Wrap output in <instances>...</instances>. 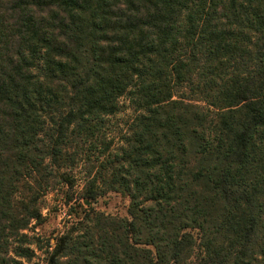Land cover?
<instances>
[{
	"label": "trees",
	"instance_id": "obj_1",
	"mask_svg": "<svg viewBox=\"0 0 264 264\" xmlns=\"http://www.w3.org/2000/svg\"><path fill=\"white\" fill-rule=\"evenodd\" d=\"M80 147L82 196L128 216L84 213L46 264H264V0H0V264Z\"/></svg>",
	"mask_w": 264,
	"mask_h": 264
},
{
	"label": "rangeland",
	"instance_id": "obj_2",
	"mask_svg": "<svg viewBox=\"0 0 264 264\" xmlns=\"http://www.w3.org/2000/svg\"><path fill=\"white\" fill-rule=\"evenodd\" d=\"M120 103V110L114 115L107 116L106 129H104L110 136H114L115 139L124 129V125L132 112L131 107L124 99H121ZM80 148L79 152H77L76 161L72 164L65 163L60 168V172L68 177L69 180L60 177V180L53 186H48L38 199L41 218L38 221L32 220L24 230L31 239L34 238L32 240L34 244H30L34 254L29 262L25 264H46L47 253L45 251L48 249V241L53 244L55 237L59 234L76 230V227L80 226L78 221L82 220L86 212L101 211L110 215L128 216L129 198L121 191L106 190L93 199L82 196L87 175L88 177L92 176L96 170V154H98V149L101 148ZM87 153L91 156L90 158H88ZM90 159L92 162H90ZM89 167L94 169L90 172V175L89 171H87ZM189 230L196 240L192 252V259H195V256L201 252L197 244L199 231L197 229ZM37 237L39 241H37ZM38 244L42 247L39 248Z\"/></svg>",
	"mask_w": 264,
	"mask_h": 264
}]
</instances>
